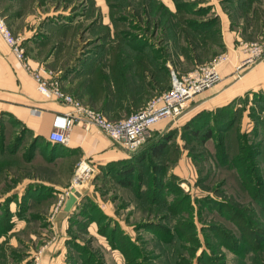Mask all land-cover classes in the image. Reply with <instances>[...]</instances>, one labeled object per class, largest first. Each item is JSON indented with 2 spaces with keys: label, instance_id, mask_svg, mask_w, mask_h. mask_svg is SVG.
Here are the masks:
<instances>
[{
  "label": "rangeland",
  "instance_id": "rangeland-1",
  "mask_svg": "<svg viewBox=\"0 0 264 264\" xmlns=\"http://www.w3.org/2000/svg\"><path fill=\"white\" fill-rule=\"evenodd\" d=\"M56 1L66 11L62 24L69 26L63 37L53 35L49 40L53 45L45 56L55 59L41 58L36 68L57 80L63 90L81 88L78 98L109 120L142 109L169 88L170 67L183 74L225 53L228 59L221 66L244 42L264 45V0ZM41 5L40 10L47 12L49 8ZM31 6L26 12L34 13ZM0 14L3 17L1 10ZM68 72L73 77L62 83ZM90 82L92 90L86 91ZM254 86L225 106L187 114L184 110L176 118L159 121L165 125L156 131L154 145L158 151L161 145L162 153L157 155L149 143L136 158L141 161L136 162L137 169L127 162L119 171L139 173L138 189L115 191L113 180L97 172L95 197L104 196L120 220L108 217L99 231L115 243L123 264H254L256 255L264 256V87ZM235 115L232 130L225 135L221 129ZM10 120L0 112V251L8 252V264H38L21 231L8 234V241L6 236L15 222L6 227L4 217L7 206L10 216L11 201H18L13 189L21 181L8 177V142L21 137ZM208 132L212 137L202 139ZM238 137H242L239 144ZM115 168L107 165L104 170ZM132 180L138 181L136 175ZM85 204L86 214L100 219L93 201ZM17 213L36 219L21 210ZM93 252L86 257L87 264H111Z\"/></svg>",
  "mask_w": 264,
  "mask_h": 264
},
{
  "label": "crops",
  "instance_id": "crops-1",
  "mask_svg": "<svg viewBox=\"0 0 264 264\" xmlns=\"http://www.w3.org/2000/svg\"><path fill=\"white\" fill-rule=\"evenodd\" d=\"M44 1H0V10L6 24L21 38V41L19 39L18 41L22 42L21 46L23 45L22 47L28 53V59L25 58L28 67H25L11 53L0 36V112H4L6 117L8 116L15 122L13 123L15 126L12 127L16 131H21L19 140L15 138L8 142V177L20 178L21 181L13 189L16 195L14 199L18 201L16 203L11 201L10 216L8 217L7 206V213L4 217L6 227L8 223L15 222V225H10L11 227H8L6 231L7 241L8 234L12 235L13 232L21 231L22 240L31 244L32 249L29 253L38 264H70L71 260L76 261L77 264H87L86 257L95 255L93 251L99 256L103 254L111 264H123L124 257L121 252L115 245L110 244V239L106 235L99 231L108 217H113L118 223L120 220L117 217L116 208L103 201L104 196L95 197V194L99 192L95 187L97 179L94 180V178L97 172H103L106 180H113L115 191H122L124 188L131 190L135 188V184L139 185L140 181L127 187L118 181L116 173L121 171L125 161H128L129 165L135 169H137L136 162L141 161L131 158L134 153L133 155L128 154L117 141L85 121L73 123L68 133L67 143L47 142V135L53 128L56 117L67 111V107L57 100L46 99L36 89L31 73L38 66V61L42 62L41 58H45L47 60L45 62L55 59L53 56H45V52L49 51L53 45L49 40L53 35L60 34L63 37L69 25L62 24V21L66 19L61 16H64L66 11L60 10V5H57L59 1L50 0L53 3ZM46 2L50 6L46 5ZM34 3L38 5L37 8ZM41 4L49 8L47 12L40 10ZM30 5H32L30 9L34 6V13L26 12ZM42 18L46 20L45 23H41ZM59 42L63 44L60 39ZM49 45H51L50 48L47 47ZM227 46H230L228 42ZM242 56L239 48L234 50L231 61L225 63V66H219L220 81L189 100L184 109L186 114L200 109L208 110L225 106L248 89L255 87L254 85L262 86L263 89L264 58L251 67L245 68L242 74L247 72L244 75L237 77L232 73L234 64ZM111 63L113 65L114 62ZM93 66L98 65L93 64ZM120 66H122L121 62ZM79 67L81 63L77 66ZM170 69L172 70L171 67ZM71 76L73 77V73L68 72L65 77H62V83L68 81ZM84 88L86 91H91L92 82ZM80 89L72 92L64 91L79 99L76 92L81 95L83 92ZM126 91L129 93L128 89ZM160 124L157 123L154 126V132L162 130L165 124ZM11 131L10 125L8 132ZM17 146H19L21 158H17V151H14ZM82 163L87 165L88 171L73 184L72 179L78 174L76 167ZM107 165H115L116 168L104 170ZM130 174L133 178L134 175L140 178V174L134 169L130 171ZM32 184L45 186L46 189H36L38 187H31ZM18 186L23 189L16 190ZM73 187H76L81 195L69 210H65L64 205L68 192ZM87 200L93 201L94 208L100 212V219L86 214L88 207L85 202ZM105 204H107L106 208L103 207ZM19 210L26 212L25 215L37 214V217L34 221L28 220L18 215ZM22 218L24 219L19 220ZM109 229L110 226L106 231ZM2 235L0 234V239ZM89 240L90 245L87 244ZM34 241L36 247L33 244ZM96 247H99L100 251H97ZM0 252V264H8V252Z\"/></svg>",
  "mask_w": 264,
  "mask_h": 264
},
{
  "label": "built area",
  "instance_id": "built-area-1",
  "mask_svg": "<svg viewBox=\"0 0 264 264\" xmlns=\"http://www.w3.org/2000/svg\"><path fill=\"white\" fill-rule=\"evenodd\" d=\"M0 36L11 53L28 67L24 48L12 34L4 18L0 14ZM243 55L233 67V73L239 77L245 68L251 67L264 55V45L260 41L244 42L239 46ZM228 59V55L220 54L210 64L198 66L193 70L178 74L170 71V85L167 90L147 102L145 107L119 120H109L101 111L84 104L72 94L65 92L57 80L51 79L40 68L32 70V78L36 89L46 98L57 100L67 107V111L58 115L47 139L56 143H67L68 133L74 122L85 121L92 124L108 137L117 141L128 154L139 150L152 136L154 126L164 118L180 116L186 104L195 95L211 88L221 79L219 66ZM78 167L75 181H79L88 167Z\"/></svg>",
  "mask_w": 264,
  "mask_h": 264
},
{
  "label": "trees",
  "instance_id": "trees-1",
  "mask_svg": "<svg viewBox=\"0 0 264 264\" xmlns=\"http://www.w3.org/2000/svg\"><path fill=\"white\" fill-rule=\"evenodd\" d=\"M168 89V88H167ZM166 89V90H167ZM237 113V112H236ZM235 117H236V115L235 116H233V117H231V119H230V121H229V124H228V126L227 127H225V128H223V129H221V131H222V133L224 132L225 133V135H227V133H229L231 130H232V128H233V124H234V120H235ZM156 133L157 132H154V129H153V134H152V136L148 139V141L139 149V150H137L136 152H133L134 153V156H131V158H139L140 157V155L144 152L143 150H145V148L147 147V145L149 144V143H152V146L154 145V139L157 137V135H159V134H157L156 135ZM197 134L199 133V131H197L196 132ZM156 135V136H155ZM238 136V135H237ZM212 136H211V133H207V134H205V135H203L202 136V139H204V140H207V139H209V138H211ZM225 137V136H224ZM223 137V138H224ZM17 139L19 140V137H17ZM241 139H242V137H238V138H236V141H238V144L240 143V141H241ZM46 140H47V142H50V143H52L51 141H49L47 138H46ZM53 143H55V144H57L56 142H53ZM59 144V143H58ZM16 145V144H15ZM154 148H155V152H156V154L157 155H159V154H161L162 153V151H163V148H162V146L160 145V146H158V149H160L159 151L158 150H156V146L154 145ZM19 146H17L15 149H14V151H17L16 152V154L18 155H20V152H19ZM19 152V153H18ZM133 153H132V155H133ZM136 154V155H135ZM130 156V155H129ZM17 158H18V156H17ZM139 161H140V159H138ZM127 162L128 161H125V164H127ZM124 169V168H123ZM123 171H125V170H122V172H118V173H116V175H117V177H118V181H120V183H122L124 186H131L132 184H133V176H132V174H130V173H125V172H123ZM125 178H127V180H125ZM143 178V177H142ZM137 180L138 181H140V178H137ZM137 181V182H138ZM34 186H36V187H38V188H36V189H46V188H44L45 186H37V184H32L31 185V187H34ZM138 186L139 185H137V187L135 186V188L136 189H138ZM94 210H96L95 208H93ZM33 216H36L37 217V214H32ZM92 217H97V218H99L98 216H96L95 214H92ZM102 228V227H101ZM112 245H115V243H112ZM254 264H264V256H259V255H256L255 256V258H254Z\"/></svg>",
  "mask_w": 264,
  "mask_h": 264
},
{
  "label": "water",
  "instance_id": "water-1",
  "mask_svg": "<svg viewBox=\"0 0 264 264\" xmlns=\"http://www.w3.org/2000/svg\"><path fill=\"white\" fill-rule=\"evenodd\" d=\"M81 193L76 188H71L68 192L67 199L65 201L64 209L69 210L70 207L74 204L76 199L80 197Z\"/></svg>",
  "mask_w": 264,
  "mask_h": 264
},
{
  "label": "bare ground",
  "instance_id": "bare-ground-1",
  "mask_svg": "<svg viewBox=\"0 0 264 264\" xmlns=\"http://www.w3.org/2000/svg\"><path fill=\"white\" fill-rule=\"evenodd\" d=\"M82 167H83V168H84V167L86 168V167H87V165H86V164H83V166H82Z\"/></svg>",
  "mask_w": 264,
  "mask_h": 264
}]
</instances>
